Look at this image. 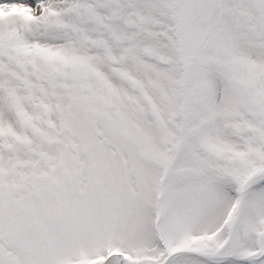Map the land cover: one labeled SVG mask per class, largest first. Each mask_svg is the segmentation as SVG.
Returning a JSON list of instances; mask_svg holds the SVG:
<instances>
[{"label": "snow or ice", "instance_id": "1", "mask_svg": "<svg viewBox=\"0 0 264 264\" xmlns=\"http://www.w3.org/2000/svg\"><path fill=\"white\" fill-rule=\"evenodd\" d=\"M0 264H264V0H0Z\"/></svg>", "mask_w": 264, "mask_h": 264}]
</instances>
